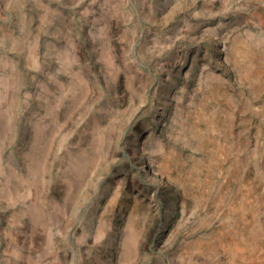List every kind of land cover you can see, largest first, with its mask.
I'll return each instance as SVG.
<instances>
[{"label": "rangeland", "instance_id": "obj_1", "mask_svg": "<svg viewBox=\"0 0 264 264\" xmlns=\"http://www.w3.org/2000/svg\"><path fill=\"white\" fill-rule=\"evenodd\" d=\"M0 264H264V0H0Z\"/></svg>", "mask_w": 264, "mask_h": 264}, {"label": "bare ground", "instance_id": "obj_2", "mask_svg": "<svg viewBox=\"0 0 264 264\" xmlns=\"http://www.w3.org/2000/svg\"><path fill=\"white\" fill-rule=\"evenodd\" d=\"M239 51V50H238ZM240 52H241V50H240ZM242 54V53H241ZM243 55V54H242ZM246 57V56H245ZM235 58V57H234ZM261 62V61H260ZM242 67V66H241ZM245 70V69H244ZM242 72V71H241ZM243 75V74H242ZM245 75V74H244ZM247 77V76H246ZM253 77V76H252ZM254 78V77H253ZM254 80H256V79H254ZM252 81V80H251ZM258 83V82H257ZM249 239V238H248ZM247 241V240H246Z\"/></svg>", "mask_w": 264, "mask_h": 264}]
</instances>
